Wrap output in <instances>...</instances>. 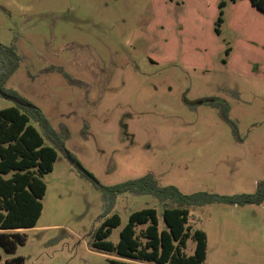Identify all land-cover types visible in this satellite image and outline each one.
<instances>
[{"label": "rangeland", "instance_id": "rangeland-1", "mask_svg": "<svg viewBox=\"0 0 264 264\" xmlns=\"http://www.w3.org/2000/svg\"><path fill=\"white\" fill-rule=\"evenodd\" d=\"M218 2L0 0V43L21 56L3 89L40 108L105 186L153 173L184 193H254L264 178V13L250 0L229 2L217 35ZM217 98L231 104L241 140L210 103ZM12 106L0 92V110ZM44 180L37 226L14 254L1 251L3 261L110 264L91 247L107 210L103 192L63 151ZM145 207L163 220L155 197L121 194L113 212L122 226L110 240ZM192 215L208 235L205 264H264V203ZM194 247L190 240L189 254Z\"/></svg>", "mask_w": 264, "mask_h": 264}, {"label": "trees", "instance_id": "trees-1", "mask_svg": "<svg viewBox=\"0 0 264 264\" xmlns=\"http://www.w3.org/2000/svg\"><path fill=\"white\" fill-rule=\"evenodd\" d=\"M239 1L219 0L214 28L217 35L221 34L225 8L229 2L236 4ZM250 1L264 13V0ZM231 52L232 48L228 47L226 56L229 57ZM20 62L21 56L15 45L0 43V89L19 99L17 93L3 88L18 70ZM210 103L219 110L221 119L232 126L236 139L241 140L239 127L231 118V104L221 98ZM32 121L37 122L40 129ZM66 139L38 107L30 109L16 104L0 110V264L26 263L23 256L3 261L1 251L14 254L19 246L25 245L26 230L37 226L47 192L44 177L54 170L59 151L81 164L69 153ZM80 174L90 179L81 171ZM94 185L103 192L107 210L102 215L104 221L92 235L91 247L112 256L110 264H205L208 235L194 227L193 210L219 203L239 206L264 203V178L258 182L254 193L233 195L209 191L184 193L175 185H162L153 173L111 186L100 182H94ZM121 194L155 197L162 207L163 220H160L157 207L136 210L122 227L118 243H114L110 237L122 226V217L113 212V208ZM190 240L195 243L192 254L188 253Z\"/></svg>", "mask_w": 264, "mask_h": 264}, {"label": "water", "instance_id": "water-1", "mask_svg": "<svg viewBox=\"0 0 264 264\" xmlns=\"http://www.w3.org/2000/svg\"><path fill=\"white\" fill-rule=\"evenodd\" d=\"M1 94L8 100H11L13 102H15L16 104L20 105V106H23V107H27V108H30V109H36L37 107L30 104V103H26L24 102L23 100L19 99L18 97L16 96H13V95H10V94H7L5 92H3L2 90H0ZM209 101V100H207ZM211 102H213L214 100H210ZM203 101H199V102H193V103H190V105H196V104H202ZM68 158L69 160L71 161V163L76 167L78 168V170H80L83 174H85L88 178H90L93 182L95 183H98L99 181L89 172L87 171L84 166L80 163H77L74 159H72V157L68 154Z\"/></svg>", "mask_w": 264, "mask_h": 264}]
</instances>
